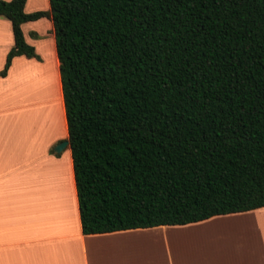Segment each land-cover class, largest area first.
Listing matches in <instances>:
<instances>
[{
	"label": "trees",
	"instance_id": "obj_1",
	"mask_svg": "<svg viewBox=\"0 0 264 264\" xmlns=\"http://www.w3.org/2000/svg\"><path fill=\"white\" fill-rule=\"evenodd\" d=\"M24 2L0 76L49 18L82 233L264 206V0Z\"/></svg>",
	"mask_w": 264,
	"mask_h": 264
},
{
	"label": "crops",
	"instance_id": "obj_2",
	"mask_svg": "<svg viewBox=\"0 0 264 264\" xmlns=\"http://www.w3.org/2000/svg\"><path fill=\"white\" fill-rule=\"evenodd\" d=\"M36 10H48V0H25L24 12ZM20 28L38 58L15 56L0 76V264H264V206L230 213L237 219L227 222H240L236 232L243 219L254 227L250 244L225 263L214 256V246L180 242L200 243L203 231H218V220L233 216L82 233L52 24L40 17ZM12 45L10 22L0 16V70ZM61 141L66 145L55 151Z\"/></svg>",
	"mask_w": 264,
	"mask_h": 264
},
{
	"label": "rangeland",
	"instance_id": "obj_3",
	"mask_svg": "<svg viewBox=\"0 0 264 264\" xmlns=\"http://www.w3.org/2000/svg\"><path fill=\"white\" fill-rule=\"evenodd\" d=\"M44 3V1H43ZM42 5V4H41ZM41 57H45L46 53H44V51L42 50L40 52ZM29 70H33V66H27ZM30 67V68H29ZM29 76V75H28ZM31 77V76H30ZM29 78V77H28ZM31 81V80H30ZM222 216H233L230 214H225V215H219L218 217H222ZM242 217H246V216H242ZM236 217H230V218H226L224 217L221 220H218V222H222L223 223V227L222 228H218V231H203V233L200 235V237H202L201 239L202 242L200 243H195L193 240L194 238H190L189 240H191L190 243L185 244L182 243V246H192V247H212L214 246V248H216V252H214V256L217 258V260H223V262L225 263L227 260H229V258H233L236 257L235 255V249L239 248L243 245L250 244V242L252 241L251 238V227H254L253 223L251 222V220L248 219H243L241 221V228L238 229V231L236 232V225H238L240 222H238V224L234 223V222H227L229 220H236ZM263 224L260 225V229L258 231L260 237H262V232H261V228ZM215 226V225H212ZM195 237H197V233L193 234ZM256 238L259 239L258 234H256ZM251 239V241H250ZM250 241V242H249Z\"/></svg>",
	"mask_w": 264,
	"mask_h": 264
},
{
	"label": "water",
	"instance_id": "obj_4",
	"mask_svg": "<svg viewBox=\"0 0 264 264\" xmlns=\"http://www.w3.org/2000/svg\"><path fill=\"white\" fill-rule=\"evenodd\" d=\"M66 141H61V142H59L56 146H55V148H54V150L55 151H57V150H60L61 148H63L65 145H66Z\"/></svg>",
	"mask_w": 264,
	"mask_h": 264
}]
</instances>
